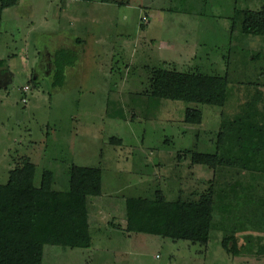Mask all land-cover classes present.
Listing matches in <instances>:
<instances>
[{
    "label": "rangeland",
    "instance_id": "obj_1",
    "mask_svg": "<svg viewBox=\"0 0 264 264\" xmlns=\"http://www.w3.org/2000/svg\"><path fill=\"white\" fill-rule=\"evenodd\" d=\"M114 1L21 0L27 12L18 5L2 16L0 184L23 158L36 165L37 186L50 170L61 191L72 165L103 172L102 196L90 197L92 247L46 246L43 264H264V171L213 169L191 157L221 155L223 120L241 115L254 98L264 102V37L241 31L242 12L264 8V0ZM67 46L79 59L65 85L54 87L51 56ZM155 67L228 72L226 106L145 96ZM188 108L202 109L200 125L185 122ZM253 136L243 143L261 144ZM237 152L230 156L259 168L258 151ZM210 189L216 204L207 247L109 225L124 227L128 198L162 190L169 201H197ZM231 231L243 248L237 256L222 247Z\"/></svg>",
    "mask_w": 264,
    "mask_h": 264
},
{
    "label": "trees",
    "instance_id": "obj_2",
    "mask_svg": "<svg viewBox=\"0 0 264 264\" xmlns=\"http://www.w3.org/2000/svg\"><path fill=\"white\" fill-rule=\"evenodd\" d=\"M18 2L19 0L0 1V28L3 12L17 6ZM240 14L236 10V15ZM144 24L143 22L142 25ZM235 28L236 23L233 22L232 33ZM241 31L264 37V8L243 11ZM78 59L79 54L73 49L62 47L56 51L54 87L61 88L65 85L66 69L75 66ZM4 68L5 61L0 59V82ZM229 85L228 72L224 75H211L201 71L180 72L155 67L151 69L149 88L143 94L162 100L223 108L228 102ZM261 102L262 99L254 98L241 115L232 120H223L217 143L221 155L192 152V163L213 169L235 166L242 170L263 172L264 113L261 111ZM260 119H263L262 122H259ZM185 122L200 125L203 122L202 109L188 108ZM248 135L260 139L261 144H244L243 139ZM111 142L121 144L122 141L112 138ZM232 150L246 154L258 151L260 159L256 163L259 168L253 169L243 157H231ZM255 159L249 158L252 161ZM35 175L36 165L30 159L23 158L10 171L8 182L0 184V264H43L46 246L70 249L92 247L89 204L90 197L102 196L101 168L72 165L68 172L69 186L65 191L54 188L52 171L43 172L39 186L35 184ZM215 204L212 189L200 195L197 201H169L162 190H157L154 198H128L125 203L124 227L114 222L109 225L123 229L128 234L142 233L168 238L173 242L186 241L192 245L207 247L215 221ZM233 231L225 234L222 247L229 255L237 256L243 248Z\"/></svg>",
    "mask_w": 264,
    "mask_h": 264
},
{
    "label": "crops",
    "instance_id": "obj_3",
    "mask_svg": "<svg viewBox=\"0 0 264 264\" xmlns=\"http://www.w3.org/2000/svg\"><path fill=\"white\" fill-rule=\"evenodd\" d=\"M64 1H66V0H64ZM21 4H22V5H21ZM18 5H20V10H21V11L23 10V11H26V12H27V10H25V8L23 7V6H24V3H21V0H19L17 6H18ZM30 6H31V5H28V8H30ZM6 10H7V9H6ZM6 10H5V11H6ZM5 11H4V12H5ZM4 12H3V13H4ZM2 16H3V15H2ZM71 43H72V45H75L77 42L75 43V42L71 41ZM73 43H74V44H73ZM61 48H62V47H61ZM67 48H70V49H73V50L76 49V48H74V47H69V46H67ZM59 49H60V48H59ZM59 49H57V50H59ZM57 50H56V51H57ZM56 51L53 52V55L51 56V57H52V60H51V62H50V63L52 64V66H53V69H52L53 72H55V68H54V56H55ZM75 51H77V50H75ZM73 67H74V66H73ZM73 67H68V68L66 69V73H65V75H66V79H67V70H69L70 68H73ZM53 78H54V75H53ZM91 222H92V221H91Z\"/></svg>",
    "mask_w": 264,
    "mask_h": 264
},
{
    "label": "built area",
    "instance_id": "obj_4",
    "mask_svg": "<svg viewBox=\"0 0 264 264\" xmlns=\"http://www.w3.org/2000/svg\"><path fill=\"white\" fill-rule=\"evenodd\" d=\"M142 20H143V22L146 23V24L149 22L148 19H147V17H143Z\"/></svg>",
    "mask_w": 264,
    "mask_h": 264
}]
</instances>
